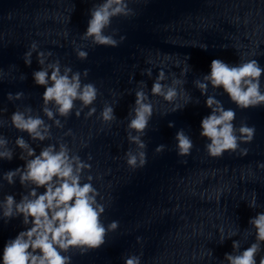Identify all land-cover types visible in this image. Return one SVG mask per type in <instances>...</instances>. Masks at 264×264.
<instances>
[{"label":"clouds","instance_id":"clouds-1","mask_svg":"<svg viewBox=\"0 0 264 264\" xmlns=\"http://www.w3.org/2000/svg\"><path fill=\"white\" fill-rule=\"evenodd\" d=\"M131 0H103L94 4L89 10L90 19L82 38L90 40L93 45L117 47L125 37L119 40L106 30L111 26L113 18L130 17L135 15L129 7ZM206 45H201L206 49ZM38 45L33 42L30 49L24 54V63L30 66L33 52L37 54V61L41 65L40 70L33 72V80L37 86L45 90L42 94L44 107L42 111L50 120L58 114L67 118L75 110L79 117L85 108H89L87 116L96 113L94 104L98 97V89L92 83H83L80 72H73L71 67L64 66L63 71L59 60L48 63L47 57L51 52L37 51ZM79 59L87 58L88 53L81 48H76ZM167 59V57L165 58ZM151 62V61H149ZM151 77V69L146 70ZM184 73L182 72L181 75ZM264 74L256 59L243 60L235 65H230L221 59H213L210 64V72L202 79L196 80L195 86L202 95L206 96V107L210 114L201 120L200 136L209 141L205 147L208 155L219 158L225 152L240 151L241 155H247L248 149H241V143H250L254 139L255 127L241 122L237 128L234 125L236 113L232 109H225L223 104L214 96L207 95L208 87L223 89L231 102L240 109L264 106V91L261 90L260 78ZM88 71L83 72L87 77ZM23 78V77H22ZM166 74L163 70L158 72L151 86V96L162 97L172 103L178 96V86L183 91V80L174 79L171 84H165ZM141 87L135 92V102L130 111V119L127 124V139L135 145V150L129 149L125 154L127 165L132 168L143 167L146 160V143L142 140L153 115V104L149 94L145 92L146 84L141 81ZM23 93L13 95L9 93V101L19 100ZM184 106L191 97L184 92ZM79 101V108L76 102ZM49 105L56 109L55 113ZM178 105L173 111L182 109ZM30 106L23 110L17 109L10 117L11 126L22 133H27L32 140L44 141L50 139V125L45 124L39 115L32 114ZM104 124L110 125L116 120L113 107L105 103L100 116ZM57 127H63L59 119L54 120ZM5 121L0 119V127ZM174 126L169 123V127ZM177 155L186 157L191 154L193 141L183 129L176 132ZM15 146L21 150L20 159L25 163L22 167L4 172L0 179L9 185H14L16 178L22 187L32 185L27 194L21 195L19 201L14 195H6L0 200V219L8 222L11 219L22 217V223L27 226L20 231L14 239H9L2 253V264H71L70 251L76 250L85 254L91 250L100 248L106 242V236L118 228V222L113 221L105 227L101 216L105 206L98 202V191L91 183L93 177L87 176L88 182L82 183V175L85 170H90L91 165L83 162L78 155H73L65 143L49 144L42 148L39 154L23 138L15 139ZM165 145H159L155 149L157 153L164 151ZM14 157V149L8 147V140L0 135V160L11 161ZM91 159V157H89ZM264 168V164L259 165ZM43 188L42 193L37 190ZM250 208H256V194L253 193ZM249 224L255 230L254 242L241 250L238 240H233L232 253H225L224 260L227 264H264V255H261L264 245V212H258L250 218ZM235 233L224 238L231 239ZM139 240V238H138ZM124 264H141L140 257L129 255Z\"/></svg>","mask_w":264,"mask_h":264}]
</instances>
